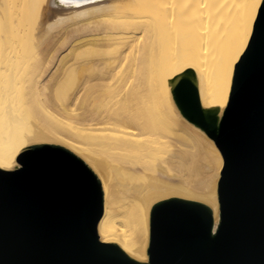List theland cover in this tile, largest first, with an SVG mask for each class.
<instances>
[{"label":"bare ground","instance_id":"1","mask_svg":"<svg viewBox=\"0 0 264 264\" xmlns=\"http://www.w3.org/2000/svg\"><path fill=\"white\" fill-rule=\"evenodd\" d=\"M262 1L0 0V168L33 147L73 153L100 186L99 240L141 263L161 204L204 206L214 231V136ZM182 79L212 135L180 111Z\"/></svg>","mask_w":264,"mask_h":264},{"label":"water","instance_id":"2","mask_svg":"<svg viewBox=\"0 0 264 264\" xmlns=\"http://www.w3.org/2000/svg\"><path fill=\"white\" fill-rule=\"evenodd\" d=\"M182 114L213 134L188 79L173 89ZM216 146L220 221L204 206L171 200L151 215L148 261L99 240L98 180L73 153L33 147L0 168V264H264V0L236 63Z\"/></svg>","mask_w":264,"mask_h":264},{"label":"rangeland","instance_id":"3","mask_svg":"<svg viewBox=\"0 0 264 264\" xmlns=\"http://www.w3.org/2000/svg\"><path fill=\"white\" fill-rule=\"evenodd\" d=\"M257 17V16H256ZM256 19V18H255ZM254 22H255V20H254ZM253 25H254V23H253ZM252 29H253V27H252ZM251 34H252V32H251ZM250 37H251V35H250ZM250 39V38H249ZM63 49L64 48H62L59 52H61V51H63ZM233 71H234V69H233Z\"/></svg>","mask_w":264,"mask_h":264}]
</instances>
